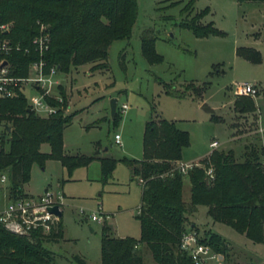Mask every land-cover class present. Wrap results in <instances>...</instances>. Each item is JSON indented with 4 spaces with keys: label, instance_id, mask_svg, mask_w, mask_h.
I'll return each instance as SVG.
<instances>
[{
    "label": "rangeland",
    "instance_id": "rangeland-1",
    "mask_svg": "<svg viewBox=\"0 0 264 264\" xmlns=\"http://www.w3.org/2000/svg\"><path fill=\"white\" fill-rule=\"evenodd\" d=\"M135 1L136 18L129 38L110 44L103 69L91 70V64H86L57 74L59 85L50 96L61 98L60 93L64 94L66 109L62 115L72 114L62 130L63 154L141 160L144 124L164 120L187 134L188 146L181 151V163L199 164L212 151H231L233 160L241 162L244 148L252 147L264 167V4ZM190 1V9L182 13ZM205 9L207 13L198 23L209 24L219 33L196 38L180 23ZM145 31L154 38V51L161 58L157 65H148L141 56L140 35ZM237 49L254 51L257 62L240 57ZM242 83L253 86L256 95L234 94L235 85ZM164 84L187 93L179 99L167 96ZM202 84L203 91L198 96L192 94ZM22 91L25 100L34 95L28 88ZM112 99L116 104L114 123L109 112ZM202 104L212 113L202 111ZM122 105L126 106L123 113L119 109ZM114 135L119 137V146L114 144ZM211 142L217 144L212 150L208 148ZM7 151L8 144L0 142V152ZM39 151L48 153L49 148L42 144ZM23 188L32 195L46 189L62 197V236L46 246L53 264H99L102 225L109 228L110 237H139L135 216L141 188L122 163L115 164L103 184L97 159L69 174L57 161L47 160L42 167L31 166ZM181 200L186 227L191 224L200 239L208 241L215 235L226 245L223 264H264V242L252 243L229 227L213 223L205 208L191 211L186 177L182 179ZM92 214L108 219L92 222ZM137 253L142 264H155L145 245L138 246Z\"/></svg>",
    "mask_w": 264,
    "mask_h": 264
},
{
    "label": "trees",
    "instance_id": "trees-1",
    "mask_svg": "<svg viewBox=\"0 0 264 264\" xmlns=\"http://www.w3.org/2000/svg\"><path fill=\"white\" fill-rule=\"evenodd\" d=\"M237 3H259L264 0H236ZM192 1L182 9L186 13ZM207 13L203 10L184 19L180 26L188 29L196 38L216 35L211 25H200L199 20ZM136 18L135 0H0V43L5 42L18 50L0 56L5 62L7 76L23 79L29 64L39 59L31 45L37 35L38 25L47 27L49 42L41 59L44 71L55 67L58 73L91 64V70L103 69L107 50L114 41L129 38ZM154 38L150 32L140 35V53L148 65H157L161 58L153 48ZM236 54L257 62V53L237 49ZM205 88L192 91L198 96ZM165 95L179 99L187 90L178 93L169 85H163ZM61 102L50 98L46 102L56 108V113L39 118L28 112L23 94L16 88L15 96L0 99V121L6 123L4 141L7 153L0 152V175L8 182L9 200L23 197L22 186L29 180L31 166L42 167L47 160L57 161L69 174L74 169L86 167L93 159L99 161L101 182L110 177L117 162L125 165L132 179L140 185V200L135 220L139 225L138 239L114 238L109 228L102 225L99 244V264H142L137 248L145 245L155 264H191L178 251L181 234L193 231L186 227L185 208L181 200L182 179L189 182V205L194 212L197 207L206 209V216L213 222L225 225L248 241L264 242V167L252 147H245L243 160L235 162L232 152L212 151L202 159L204 168H192L185 176L175 167L181 161V151L188 146L185 132L177 130L172 122L160 120L144 124L141 160L122 158L98 159L83 156H67L62 152L63 128L69 124L72 114L63 116L66 109L65 96ZM116 114L111 120L115 122ZM2 142V140H1ZM46 144L48 153L39 148ZM211 168L212 179H207L204 169ZM62 236L60 219L47 235L34 233L31 241L12 235L0 226V264H53L52 253L43 244L52 243ZM210 240L199 241L222 257L226 245L215 235Z\"/></svg>",
    "mask_w": 264,
    "mask_h": 264
},
{
    "label": "built area",
    "instance_id": "built-area-1",
    "mask_svg": "<svg viewBox=\"0 0 264 264\" xmlns=\"http://www.w3.org/2000/svg\"><path fill=\"white\" fill-rule=\"evenodd\" d=\"M4 27L0 26V30ZM49 36L47 27L43 24L38 25L37 35L32 39L31 45L35 52L39 55V59L29 64L27 68V76L23 79H16L7 76L6 66L0 68V99H10L15 96L17 88L21 93L23 88L30 89L34 95L25 100L30 112L39 118H47L56 113V108L46 102V98L60 103V98H52L50 92L58 87L57 74L55 67H50L44 71V61L41 59L42 53L47 50ZM18 50V47H11L5 42L0 43V56L7 55L11 50ZM2 60H0L1 64ZM234 94L239 96L253 97L256 95V90L249 84H236ZM120 112L126 110V106L122 105ZM6 128V123L0 121V142L4 141L3 131ZM114 144L119 146L118 135L113 136ZM216 142H211L208 145L209 149L216 148ZM192 168H204L201 164L190 165V163L178 162L175 169L178 174L185 176ZM204 175L207 179L213 178L212 169H204ZM6 182L5 174L0 175V184ZM62 197L59 193H52L45 190L39 196L17 197L8 200L7 204L0 209V226L6 232L17 237H23L31 241L34 233L47 235L59 219L48 214V208L56 207L61 213ZM81 213V212H80ZM107 216L98 214V216L90 215V221L101 223L107 220ZM200 238L193 231L183 232L179 238L178 251L184 254L191 264H223L222 257L211 250L205 244L200 243Z\"/></svg>",
    "mask_w": 264,
    "mask_h": 264
},
{
    "label": "water",
    "instance_id": "water-1",
    "mask_svg": "<svg viewBox=\"0 0 264 264\" xmlns=\"http://www.w3.org/2000/svg\"><path fill=\"white\" fill-rule=\"evenodd\" d=\"M4 66H5V62H1V64H0V68H2V67H4ZM115 108H116L115 100L112 99V100L109 101V112H110V119H111V120H112V118H113V116H114ZM200 109H201L202 111H204L205 113H212V110H210L205 104H202V105L200 106ZM27 111L29 112L30 110L28 109ZM5 130L8 131V128L6 127ZM103 151H105V149H104ZM97 154H99L98 151L95 153V155H97ZM46 212H47L48 214H52V215L56 216L58 219H59L60 216H61V213L56 209V207L48 208V209L46 210Z\"/></svg>",
    "mask_w": 264,
    "mask_h": 264
},
{
    "label": "crops",
    "instance_id": "crops-1",
    "mask_svg": "<svg viewBox=\"0 0 264 264\" xmlns=\"http://www.w3.org/2000/svg\"><path fill=\"white\" fill-rule=\"evenodd\" d=\"M7 188H8V182L7 181L5 183L0 184V209H2L7 204L8 200H9V197H8V194H7ZM45 190L46 189H44V191ZM22 193H23V195H26V196H34V197L40 195V194H38V195H32L31 193L25 191L24 188H23V186H22ZM48 244L49 243L43 244V248L46 249V246Z\"/></svg>",
    "mask_w": 264,
    "mask_h": 264
}]
</instances>
